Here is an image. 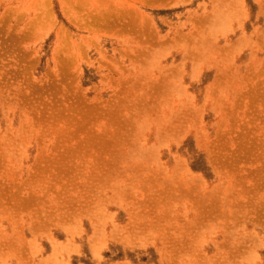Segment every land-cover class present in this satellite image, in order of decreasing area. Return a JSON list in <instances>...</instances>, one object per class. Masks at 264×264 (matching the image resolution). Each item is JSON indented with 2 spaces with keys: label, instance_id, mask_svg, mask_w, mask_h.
I'll return each mask as SVG.
<instances>
[{
  "label": "rangeland",
  "instance_id": "rangeland-1",
  "mask_svg": "<svg viewBox=\"0 0 264 264\" xmlns=\"http://www.w3.org/2000/svg\"><path fill=\"white\" fill-rule=\"evenodd\" d=\"M0 264H264V0H0Z\"/></svg>",
  "mask_w": 264,
  "mask_h": 264
}]
</instances>
